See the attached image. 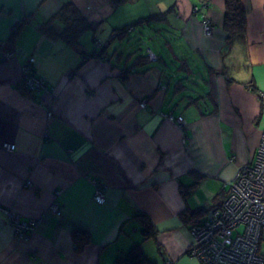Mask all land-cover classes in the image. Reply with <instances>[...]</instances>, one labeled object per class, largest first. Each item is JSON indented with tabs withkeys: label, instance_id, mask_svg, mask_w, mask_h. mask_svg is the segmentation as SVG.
Instances as JSON below:
<instances>
[{
	"label": "crops",
	"instance_id": "0c3cea01",
	"mask_svg": "<svg viewBox=\"0 0 264 264\" xmlns=\"http://www.w3.org/2000/svg\"><path fill=\"white\" fill-rule=\"evenodd\" d=\"M129 2L162 14L163 27H134L117 48L87 57L129 23L116 12ZM241 2L245 31L230 38L225 0H0V264H114L133 245L155 264H200L186 254L181 213L204 207L205 221L264 131V0ZM67 3L93 25L80 48L40 30ZM131 45L145 51L129 54ZM148 48L158 61L131 66ZM29 57L46 90L18 89ZM8 213L34 230L16 237ZM75 230L88 234L81 249Z\"/></svg>",
	"mask_w": 264,
	"mask_h": 264
},
{
	"label": "built area",
	"instance_id": "2783aa9c",
	"mask_svg": "<svg viewBox=\"0 0 264 264\" xmlns=\"http://www.w3.org/2000/svg\"><path fill=\"white\" fill-rule=\"evenodd\" d=\"M202 27L205 35L211 34L212 26L207 20ZM148 55L155 56L152 52ZM33 63L34 58L29 57L22 66L20 91L32 93L47 88L45 79L35 73ZM262 99L264 103V95ZM145 104L144 100L140 101V106ZM169 117L180 126L185 122L182 116ZM2 148L13 152L16 147L4 143ZM94 199L98 203L105 201L99 185ZM8 214L16 237L24 238L34 230L35 221H21L18 216ZM190 232L192 243L186 254L200 264H264V255L259 249L264 235V131L252 161L236 171L222 201L205 221L193 225Z\"/></svg>",
	"mask_w": 264,
	"mask_h": 264
},
{
	"label": "trees",
	"instance_id": "16d2710c",
	"mask_svg": "<svg viewBox=\"0 0 264 264\" xmlns=\"http://www.w3.org/2000/svg\"><path fill=\"white\" fill-rule=\"evenodd\" d=\"M118 2V0H114ZM120 1V0H119ZM225 16H224V30L227 32L229 37L233 36H240L243 35L245 31V12L242 7L241 0H225ZM163 17L162 14L157 15H150L147 17H140L137 20L127 23L120 28H115L112 33H115L117 37L124 36L127 32L134 29L137 24L149 23L151 19L155 18L160 20ZM61 21L62 27H57L54 24V21ZM23 23H18L12 29L8 42H12L17 34L19 29L22 27ZM40 30L47 36L52 38H61L66 41L69 45L73 47L80 48L81 45V36L84 32L93 31V25L83 17L79 10L72 4L67 3L65 4L57 13H55L50 19L46 20L44 23L41 24ZM139 40H142L140 38ZM100 46L99 50L93 49L87 54V57L93 56H103V52L106 51L108 46L110 45L109 42H105ZM149 52H152L158 61V55H156L150 48H148V52L146 56H140L133 60L132 65L134 64H142L141 61H145L148 58ZM81 53L85 54V51L82 49ZM130 54V53H129ZM121 56V54L118 55ZM131 55L124 56L123 60H131ZM130 66V67H131ZM179 68V67H178ZM125 71V70H124ZM145 101V100H144ZM205 213L204 207H199L197 209L189 210L181 213L182 219L185 222L190 223V228L198 224L200 221V216ZM137 219L141 223V232L144 238L153 237L155 233L154 226L150 219L144 214H137ZM74 240L77 242V248L81 249V246L87 244L89 242L88 234L75 230L73 232ZM114 264H155L151 261L142 251L139 245H133L125 257H118Z\"/></svg>",
	"mask_w": 264,
	"mask_h": 264
},
{
	"label": "rangeland",
	"instance_id": "374dc122",
	"mask_svg": "<svg viewBox=\"0 0 264 264\" xmlns=\"http://www.w3.org/2000/svg\"><path fill=\"white\" fill-rule=\"evenodd\" d=\"M148 1V0H147ZM133 3H131V2H129V3H125V4H122V6H119L118 8H117V17L119 18V17H121V20L123 19L124 21L123 22H133V21H135V20H137L138 18H140V17H146L148 14H150L151 12H157V11H149L148 9H146L145 11H143V13L141 12L142 11V9H143V5H140V2H138V3H135V4H133ZM141 12V13H140ZM145 12V13H144ZM139 14H141V15H139ZM158 14H160V13H158ZM132 18H135V19H133L132 21H129V20H131ZM159 20H157V19H155V18H153V19H151V21L149 22V23H143L142 25L141 24H137V28L139 29V30H142V31H144V30H147V31H149L148 29H150L151 31H153V32H155V29H157L158 27H163V25H161V23H159L158 22ZM107 25L106 26H108L109 27V24H110V21L108 20V22L106 23ZM140 27H143L142 29L140 28ZM167 30H169L168 28H167ZM113 34V38L112 37H108L107 39L105 38V40L106 41H108L109 42V46H110V48H112V49H115V48H117V46H116V42L118 43V44H120V41H122L121 39H118L117 38V36L115 37V33H112ZM108 35H109V33H108ZM136 38V37H135ZM123 39V38H122ZM149 44L147 45V46H149V47H151V49L152 50H156V46H154V44L153 43H151V42H148ZM101 46V45H100ZM109 46H108V48H109ZM133 45H131L130 46V49H129V53L130 54H136V53H139L140 52V54H141V52H143V51H145V46H143V47H141L140 45L139 46H137V47H135L134 46V48L132 47ZM131 48H132V51H131ZM140 48H141V50H140ZM118 50V49H117ZM123 51L122 50H120L119 51V53H122ZM124 54H125V56H126V54H128V53H126V52H124ZM154 60H156V57L154 56V57H149V55H148V58H147V61H149V62H151V61H154ZM261 97V96H260ZM261 99V98H260ZM263 100V99H262ZM146 105V104H145ZM195 200H199V199H195ZM200 200H202V199H200ZM189 201H191L192 202V199H189Z\"/></svg>",
	"mask_w": 264,
	"mask_h": 264
},
{
	"label": "water",
	"instance_id": "95a60500",
	"mask_svg": "<svg viewBox=\"0 0 264 264\" xmlns=\"http://www.w3.org/2000/svg\"><path fill=\"white\" fill-rule=\"evenodd\" d=\"M211 215V213L209 214V216Z\"/></svg>",
	"mask_w": 264,
	"mask_h": 264
}]
</instances>
